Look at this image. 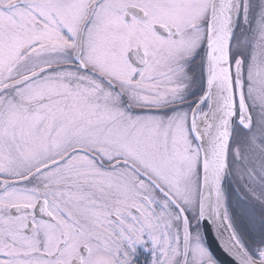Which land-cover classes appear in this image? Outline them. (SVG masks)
<instances>
[{
    "label": "snow or ice",
    "instance_id": "obj_1",
    "mask_svg": "<svg viewBox=\"0 0 264 264\" xmlns=\"http://www.w3.org/2000/svg\"><path fill=\"white\" fill-rule=\"evenodd\" d=\"M0 264H264V0H0Z\"/></svg>",
    "mask_w": 264,
    "mask_h": 264
}]
</instances>
